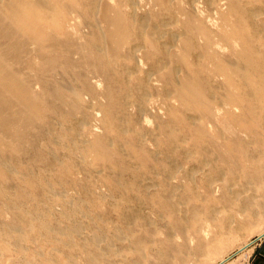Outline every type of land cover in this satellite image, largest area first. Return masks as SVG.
I'll use <instances>...</instances> for the list:
<instances>
[{
    "label": "rangeland",
    "instance_id": "1",
    "mask_svg": "<svg viewBox=\"0 0 264 264\" xmlns=\"http://www.w3.org/2000/svg\"><path fill=\"white\" fill-rule=\"evenodd\" d=\"M45 5L26 30L0 17V57L35 98L0 81V264H250L264 0Z\"/></svg>",
    "mask_w": 264,
    "mask_h": 264
},
{
    "label": "bare ground",
    "instance_id": "2",
    "mask_svg": "<svg viewBox=\"0 0 264 264\" xmlns=\"http://www.w3.org/2000/svg\"><path fill=\"white\" fill-rule=\"evenodd\" d=\"M38 3V4H37ZM45 3H46V0H45ZM45 3H44V1H36V2H33V1H31V0H3V2H1L0 3V10H1V13H2V16L0 15V17H2V19L4 20V22L2 23L3 25H5V26H7L6 24H5V18H8V17H10L11 19H13V20H11L10 18V20L11 21H14V22H16L21 28H23V29H29V27L31 26H33L34 27V24H32L31 25V23H33L34 21H32V19H34L36 16L37 17H40L41 15H39V11H42L43 9H45V8H47V7H45L46 5H45ZM108 4V3H107ZM116 4V3H115ZM40 5V6H39ZM50 5V4H49ZM54 5V4H53ZM199 5V4H198ZM37 6H38V8L40 9H38L37 8ZM43 8V9H42ZM157 9V8H156ZM52 11V10H51ZM50 11V12H51ZM205 11V10H204ZM104 12V11H103ZM43 13V12H42ZM45 15V14H44ZM102 15V14H101ZM43 16V15H42ZM41 16V17H42ZM49 15H47V16H45L46 18L48 17ZM40 17V19H42ZM50 17V16H49ZM46 18H44V19H46ZM8 19V20H9ZM43 19V20H44ZM35 20H37V19H35ZM39 20V19H38ZM13 24H15V23H13ZM36 25V24H35ZM174 25V24H173ZM2 26V25H1ZM15 26H16V24H15ZM19 27V28H20ZM30 27V28H31ZM18 28V29H19ZM44 29V28H43ZM6 30V29H5ZM25 32V31H24ZM4 42V41H3ZM143 51V50H142ZM156 54V53H155ZM6 57V56H5ZM3 58V57H2ZM2 58L0 57V81L5 85V89H8L9 91H11L12 93H13V95H16L17 96V98L21 101V102H23L24 104H26L28 107H32V106H29L28 104H35V98H33V96H32V94H30V92L26 89V87L24 86V84H22L21 83V81L18 79V76H17V78H16V74L14 75L8 68H7V66H6V64L3 62V60H2ZM8 58V57H7ZM4 59V58H3ZM4 60H6V59H4ZM186 72V71H185ZM167 75V74H166ZM165 76V75H164ZM193 77V76H192ZM195 79V78H194ZM187 80V79H186ZM189 80V79H188ZM181 81V80H180ZM0 82V83H1ZM23 82V81H22ZM193 82V81H192ZM195 82V86L197 85H199L200 86V84H196V81H194ZM181 83H182V81H181ZM190 83V82H189ZM163 84V83H162ZM243 84V83H242ZM241 84V85H242ZM69 85V84H68ZM184 85H185V83H184ZM183 85V86H184ZM27 86V85H26ZM198 86V87H199ZM248 86V85H247ZM180 87H182V86H180ZM186 87V86H185ZM185 87L183 88V90L185 89ZM194 87V86H193ZM192 87V88H193ZM243 87V86H242ZM245 87V86H244ZM30 88V87H29ZM28 88V89H29ZM187 88V87H186ZM195 89V91H198V92H196L197 94L199 93V91H200V89L198 88V90H197V87L196 88H193V90ZM189 90V89H188ZM188 90H187V92H188ZM180 91H182V90H180ZM192 92V91H191ZM201 92V91H200ZM244 93V92H243ZM184 93H182V95H183ZM188 94H189V92H188ZM191 94H195V92L193 93H191ZM200 94L202 95V93H199L198 95H199V101H200V98H201V96H200ZM246 94V93H245ZM186 95V94H185ZM190 96V95H189ZM197 95L195 94V98L197 99L198 98V96L196 97ZM244 96V95H243ZM193 97V96H192ZM257 97H258V95H257ZM194 98V99H195ZM229 98V97H228ZM255 97H253V99H254ZM261 98V97H260ZM186 99V98H185ZM198 100V99H197ZM228 100V99H227ZM255 100H257L256 98H255ZM254 100V101H255ZM186 101H187V99H186ZM244 101V100H243ZM262 101V100H261ZM63 102V101H62ZM190 102H193V101H190ZM194 102H197V101H194ZM65 103V102H64ZM200 103V102H199ZM235 103V102H234ZM187 104H189V103H187ZM198 104V103H197ZM202 104V103H201ZM191 105H193L192 103H191ZM209 106V105H208ZM259 106H262V105H259ZM32 109V108H31ZM33 109H35V108H33ZM32 109V110H33ZM237 109V108H236ZM262 110V109H261ZM34 112H35V110H33ZM237 111V110H236ZM232 113V112H231ZM99 114V113H98ZM257 114H259V113H257ZM230 116V115H229ZM147 119V118H146ZM203 127V126H202ZM229 134H231V132L229 133ZM233 135V134H232ZM231 135V136H232ZM233 138H234V136H233ZM4 145L2 144V143H0V147H3ZM99 147V146H98ZM223 158V157H222ZM227 159H228V157H226ZM225 159V158H224ZM226 160V159H225ZM227 161V160H226ZM228 161H229V159H228ZM231 161V160H230ZM229 161V162H230ZM228 162V163H229ZM215 174V173H214ZM248 184V183H247ZM219 187V186H218ZM239 190V189H238ZM241 190V189H240ZM247 190V189H246ZM245 190V191H246ZM234 191H235V189H234ZM242 191V190H241ZM249 191V190H248ZM251 191V190H250ZM254 191V190H253ZM255 191H256V189H255ZM233 193V192H232ZM244 193H246V192H244ZM248 193V192H247ZM256 193L258 194V192L256 191ZM264 193V192H263ZM262 192L260 193L261 195H264ZM3 194V193H2ZM236 194V193H235ZM249 194H251V193H249ZM253 194H254V192H253ZM1 195V194H0ZM226 195V194H225ZM239 195V194H238ZM245 195V194H244ZM255 195V194H254ZM261 195H260V197H261ZM234 196V195H233ZM242 196V195H241ZM252 196V195H251ZM4 197H5V195H4ZM223 197H225V196H223ZM237 197V196H236ZM247 197V196H246ZM256 197H257V195H256ZM260 197H259V199H260ZM238 198V197H237ZM240 198V197H239ZM248 198V197H247ZM252 198V197H251ZM241 199H242V197H241ZM246 199V198H245ZM263 199V198H262ZM231 200H232V198H231ZM238 200V199H237ZM251 200H253V199H251ZM239 201V200H238ZM237 201V202H238ZM261 201V200H260ZM263 201H264V199H263ZM245 202H246V200H245ZM241 203V201H239V204ZM242 203H243V201H242ZM247 203V202H246ZM250 204H252V202H250ZM242 205V204H241ZM243 205H244V203H243ZM245 205H247V204H245ZM244 205V206H245ZM255 204H253V206H254ZM248 206V205H247ZM250 207V206H249ZM257 207L258 208H256L257 210H258V212H256V213H259V216H262V217H264V202H260L258 205H257ZM248 208V207H247ZM234 209V208H233ZM253 209V208H252ZM239 210V209H238ZM250 210V209H249ZM240 211H242V210H240ZM247 211V210H246ZM17 213V212H16ZM15 213V214H16ZM19 213V212H18ZM22 213V212H21ZM243 213H246V212H243ZM248 213H249V211H248ZM241 214V213H240ZM22 216V214H20L19 213V216ZM243 215H245V214H243ZM17 216V215H16ZM254 217H257V216H254ZM235 218V217H234ZM259 218V217H258ZM261 219V218H260ZM17 222V221H16ZM9 225V224H8ZM7 225V226H8ZM12 225V224H11ZM10 225V227L9 228H11V227H13L14 226V224L11 226ZM16 225V224H15ZM19 226V225H18ZM20 227V226H19ZM38 227V226H37ZM12 229V228H11ZM20 229H22V228H20ZM38 229L39 228H37V231H38ZM10 230V229H9ZM11 231V230H10ZM13 231H14V229H13ZM40 231V230H39ZM38 231V232H39ZM17 232H20V230L19 231H17ZM48 233H50V232H48ZM47 233V234H48ZM46 234V235H47ZM5 235H7V233H5L4 235H2V237L3 236H5ZM52 235V234H51ZM57 235V234H56ZM11 236V235H10ZM47 236H49V234L47 235ZM53 236H55V234L53 235ZM60 236V235H59ZM67 236V235H66ZM66 236H64V237H66ZM2 237H1V235H0V238L2 239ZM12 237V236H11ZM76 237H78V236H76ZM61 238V237H60ZM70 238V237H69ZM79 238V237H78ZM0 239V240H1ZM18 239H22V235H20V237L18 238ZM58 239V238H57ZM65 239V238H64ZM101 239V238H100ZM61 240H62V238H61ZM66 240V239H65ZM65 240H63V241H65ZM3 241H5V240H3ZM67 241V240H66ZM58 242V241H57ZM100 242V241H99ZM103 243H104V241H102ZM60 243H62V242H60ZM59 242H58V244L61 246V244H60ZM67 243H68V241H67ZM84 243V242H83ZM97 243H98V240H97ZM96 243V244H97ZM2 244V243H1ZM77 244V243H76ZM102 243H100V245H101ZM108 244V243H107ZM248 244V243H247ZM247 244H245V246L247 245ZM57 245V244H56ZM80 245V247H81V244H79ZM78 245V246H79ZM92 246H93V244H91ZM98 245V244H97ZM20 246V245H19ZM22 246V245H21ZM54 246V245H53ZM64 246H66L67 247V245H64ZM70 246V245H69ZM73 246V245H72ZM245 246H243L242 248H240V250H243L244 248H245ZM55 247V246H54ZM53 247V248H54ZM75 247V246H74ZM94 247V246H93ZM99 247V246H98ZM67 248H71L72 249V247H67ZM82 248V247H81ZM84 248V247H83ZM1 249V248H0ZM5 249V247L3 248V250ZM21 249V248H20ZM54 249H56V248H54ZM79 250H81L80 248H78ZM95 249V248H94ZM58 250V249H57ZM68 250V249H67ZM79 250H78V252H79ZM54 251V250H53ZM59 251V250H58ZM83 251V250H82ZM88 251V250H87ZM86 251V252H87ZM72 252V251H71ZM77 252V251H76ZM77 252V254H79ZM86 252H84L85 254H86ZM89 252V251H88ZM92 252H94V251H92ZM220 252V251H219ZM54 253V252H53ZM96 253V252H95ZM55 254V253H54ZM57 254V253H56ZM59 254H60V252H59ZM88 255H89V253H87ZM61 255H63V254H61ZM74 255V254H73ZM76 255V254H75ZM53 256H56V255H53ZM69 256H70V254H69ZM77 256V255H76ZM84 256V255H83ZM45 257V256H44ZM46 257H48L47 255H46ZM60 257V256H59ZM94 257V256H93ZM42 258H43V256H42ZM49 258V257H48ZM51 258H52V256H51ZM50 258V259H51ZM55 259V258H54ZM42 260H44V259H42ZM49 260V259H48ZM47 260V258H46V261H48ZM225 259H223V260H221L220 262H217L216 264H220L221 262H223ZM246 260V259H245ZM245 260H244V262H245ZM54 261V260H53ZM56 261H57V259H56ZM248 263V262H247ZM53 264H54V262H53ZM57 264H59V263H57ZM224 264V263H223Z\"/></svg>",
    "mask_w": 264,
    "mask_h": 264
},
{
    "label": "crops",
    "instance_id": "3",
    "mask_svg": "<svg viewBox=\"0 0 264 264\" xmlns=\"http://www.w3.org/2000/svg\"><path fill=\"white\" fill-rule=\"evenodd\" d=\"M250 264H264V238L251 255Z\"/></svg>",
    "mask_w": 264,
    "mask_h": 264
}]
</instances>
